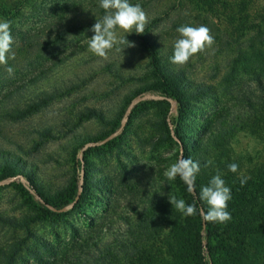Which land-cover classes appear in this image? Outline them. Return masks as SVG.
<instances>
[{
    "label": "rangeland",
    "instance_id": "rangeland-1",
    "mask_svg": "<svg viewBox=\"0 0 264 264\" xmlns=\"http://www.w3.org/2000/svg\"><path fill=\"white\" fill-rule=\"evenodd\" d=\"M61 1L67 0H37L10 20L0 15L11 22L15 41V59L0 65V247L9 252L20 242L13 264L31 259L27 251L40 242L88 230L89 221L82 250L105 259L100 264H200L198 220L168 201L171 194L191 204L183 181L164 175L181 157L200 162L199 193L217 174L231 189V221H205L209 264H264V224L252 215L258 205L248 211L254 192L247 184L254 169L264 173V120L238 101L236 91L246 88L239 86V67L223 83L226 61L255 32L247 23L264 0H219L207 9L180 0H129L142 6L149 23L141 35L118 30L136 47L107 59L88 44L104 10L86 8L88 0L71 10L78 0H69L58 19ZM185 25L208 27L215 44L180 67L170 58L177 28ZM160 79L176 99L136 95ZM241 173L250 177L247 188ZM39 200L67 204L48 214Z\"/></svg>",
    "mask_w": 264,
    "mask_h": 264
},
{
    "label": "trees",
    "instance_id": "trees-1",
    "mask_svg": "<svg viewBox=\"0 0 264 264\" xmlns=\"http://www.w3.org/2000/svg\"><path fill=\"white\" fill-rule=\"evenodd\" d=\"M181 3L191 5L193 6H199V8H205L207 9L208 5L212 2H217L219 0H180ZM37 0H0V15L4 17L6 20H10L12 17H14L16 14H20L22 10L28 7H31L35 4ZM69 0L67 1H61L60 4H56L55 8L57 9V16L58 19H60L61 14L63 12V9L65 10L64 6H69L68 4ZM82 2L84 0H78L77 2H72L75 6L71 7V10H76L79 6H81ZM67 3V4H66ZM71 3V4H72ZM99 5V0H88L86 4L87 7H95ZM84 8V7H83ZM255 18L251 21H248V27L254 29L255 32H253V35L248 36L244 38L243 42L241 44L235 45L233 57L228 59L226 61L227 65V71L225 80L223 83H228L229 76L235 73L237 67L238 72L242 74V77L240 78L239 86L246 85V88L243 90L236 91V95L239 96L238 101L240 103H245V107L247 108H253V110L257 113H259V116H262L264 118V6L257 9V11L254 12ZM249 17V14H243L242 18V24L243 20L245 21ZM246 24V25H247ZM245 24L242 25L241 29L246 26ZM19 36L18 38L28 40L27 37L23 36L22 34H25V32L19 31L17 32ZM225 76V77H226ZM246 83V84H245ZM253 87V90H249L247 88ZM237 85H235L236 87ZM144 93H154L156 94V97L161 98L162 100L166 101L168 98H175L174 92L170 89V84L168 81L160 79V82L158 85H155L153 87L147 88L142 90L141 92H137L136 95H138L141 99V97L144 95ZM252 104H255L256 108L252 106ZM262 118V120H264ZM263 122V121H262ZM247 184H250L251 190H253L254 194V200L250 208L252 209L253 206L257 207V209L254 211L252 210V215L255 219L258 220L260 224H264V173L257 172L255 169L252 173V179L248 181ZM185 189L187 190V186L183 183ZM197 185L195 184L194 192L189 193L188 195L190 198L191 204H195L197 208V214L194 215L195 219L198 220L197 225V231H198V238H199V263L200 264H209L208 259L209 256L212 254V249L209 244V229L208 224H206L205 220L203 219V215L201 210L203 212H206V208L203 205V202L199 199V192L197 190ZM27 193L29 195L34 196L36 198H39L38 192L31 187L30 185H27ZM247 188V186H244ZM72 192H75V186L72 188ZM75 197V196H74ZM74 199V198H73ZM72 199V200H73ZM42 203L41 205H44L46 209H44V212L50 214H56L58 212L57 209H61L62 206H65L67 204L66 201L62 202L58 205H50L54 209H48L46 206H49L45 204L44 202L40 201ZM93 221H89L87 223L88 230H81L79 233L76 231V229L71 230V235L68 240L59 241L56 237V240L52 242L43 241L40 242L38 245L40 249L37 250H30L27 251L30 256L32 257L29 260L23 261V264H100L102 261H105V259L95 257V255L89 251H83L82 247L85 242L90 240V236L87 234L89 233L90 229L93 227L92 225ZM238 227V226H237ZM230 228V227H229ZM254 232H258L257 229L252 228L251 229ZM239 231V230H238ZM85 235V237L82 238V235ZM11 242V241H10ZM20 242H12V244L9 246L10 251L7 252L4 250V246L0 247V264H13V261L16 259H20V255L17 254L18 249L17 246ZM90 245L94 248L95 242H91ZM96 248V247H95ZM79 255H83V258H79ZM30 261V263H28Z\"/></svg>",
    "mask_w": 264,
    "mask_h": 264
},
{
    "label": "clouds",
    "instance_id": "clouds-1",
    "mask_svg": "<svg viewBox=\"0 0 264 264\" xmlns=\"http://www.w3.org/2000/svg\"><path fill=\"white\" fill-rule=\"evenodd\" d=\"M99 7L105 15L101 20H96L91 31L94 35L88 39L89 50L97 57L107 59L110 52L123 53L125 48H134L136 45L129 42L125 36H120L118 30L127 34L135 32L138 35L145 33L149 23L148 14L140 4H132L129 0H99ZM179 38L175 41L174 51L170 62L176 66H186L197 54L204 53L215 44V38L211 30L204 26H180L177 28ZM15 41L11 32V22L0 20V65H7L9 59H15L13 45ZM6 71L11 77L14 74L12 67ZM212 164L209 160L205 167ZM229 171L236 173L239 166L230 164ZM200 162L181 157L171 164L164 175L169 180L179 177L187 186L189 193L194 192L197 175L200 173ZM240 184L243 187L250 177L240 174ZM199 199L207 204V211L201 210L206 222L227 225L232 216L228 211V204L232 199L231 189L226 186L220 174L215 175L207 186H202ZM168 201L177 211L184 216L197 214L196 205L186 204L184 199H178L175 195H168Z\"/></svg>",
    "mask_w": 264,
    "mask_h": 264
},
{
    "label": "water",
    "instance_id": "water-1",
    "mask_svg": "<svg viewBox=\"0 0 264 264\" xmlns=\"http://www.w3.org/2000/svg\"><path fill=\"white\" fill-rule=\"evenodd\" d=\"M122 126V125H121ZM110 137H112V135H110L109 137H107V138H110ZM81 171H82V166H81ZM81 188V187H80ZM79 188V189H80ZM77 198H78V193H77V195L75 196V198L73 199V202H75L76 200H77ZM48 209H51V210H53L54 208L52 207V206H46ZM57 210H60V211H63L64 209L63 208H59V209H57Z\"/></svg>",
    "mask_w": 264,
    "mask_h": 264
}]
</instances>
